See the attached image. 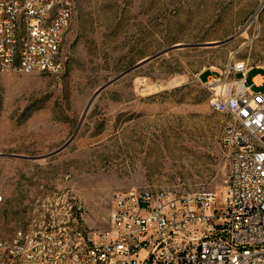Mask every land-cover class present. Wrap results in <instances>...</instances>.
<instances>
[{"label": "rangeland", "instance_id": "374dc122", "mask_svg": "<svg viewBox=\"0 0 264 264\" xmlns=\"http://www.w3.org/2000/svg\"><path fill=\"white\" fill-rule=\"evenodd\" d=\"M73 1L59 71L0 72V239L69 212L109 230L120 191L222 195L225 117L202 81L231 61L264 79V0Z\"/></svg>", "mask_w": 264, "mask_h": 264}, {"label": "built area", "instance_id": "2783aa9c", "mask_svg": "<svg viewBox=\"0 0 264 264\" xmlns=\"http://www.w3.org/2000/svg\"><path fill=\"white\" fill-rule=\"evenodd\" d=\"M74 8L73 0H0V72L59 71ZM252 68L231 61L202 81L225 117L231 167L222 195L120 191L109 230L81 226L69 212L0 239V264H264V92L255 90L264 79L249 83Z\"/></svg>", "mask_w": 264, "mask_h": 264}, {"label": "water", "instance_id": "95a60500", "mask_svg": "<svg viewBox=\"0 0 264 264\" xmlns=\"http://www.w3.org/2000/svg\"><path fill=\"white\" fill-rule=\"evenodd\" d=\"M172 50V49H171ZM150 60H145V61H142L141 63H139L137 66L131 68L130 70H128L127 72L123 73L122 75H120L119 77H117L116 79H114L113 81H111L110 83H108L106 86L102 87L101 89H99V91L96 93V95L94 96V98L104 89L106 88L107 86H109L110 84H112L113 82H115L116 80L120 79L121 77H123L124 75L134 71L135 69L143 66L144 64L148 63ZM91 104V103H90Z\"/></svg>", "mask_w": 264, "mask_h": 264}, {"label": "crops", "instance_id": "0c3cea01", "mask_svg": "<svg viewBox=\"0 0 264 264\" xmlns=\"http://www.w3.org/2000/svg\"><path fill=\"white\" fill-rule=\"evenodd\" d=\"M253 68H254V67H253ZM253 68H252V69H253ZM257 68H261V67H257ZM252 69H251V70H252ZM251 84H253V81L251 82Z\"/></svg>", "mask_w": 264, "mask_h": 264}]
</instances>
